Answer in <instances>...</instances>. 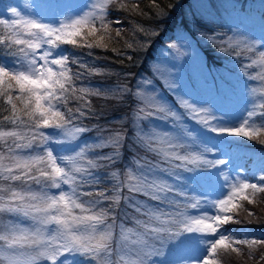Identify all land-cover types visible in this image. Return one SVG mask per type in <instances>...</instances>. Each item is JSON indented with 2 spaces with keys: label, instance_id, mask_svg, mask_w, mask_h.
Masks as SVG:
<instances>
[{
  "label": "snow or ice",
  "instance_id": "6c2138e0",
  "mask_svg": "<svg viewBox=\"0 0 264 264\" xmlns=\"http://www.w3.org/2000/svg\"><path fill=\"white\" fill-rule=\"evenodd\" d=\"M113 3L117 0H89L88 10L78 12L72 5H46L57 10L50 16L23 15L17 7L5 6L12 19H0V108L8 113H0V217L9 220L0 224V264H223V255L241 254L244 248L253 258L264 247V237L251 238V230L238 217L241 210L254 215L243 202H259L264 168L255 182L227 168L236 139L264 145V139H259L264 133V51H260L264 49V17L259 36L250 39L223 41L211 30L201 36L206 42L226 44L221 51L256 54L240 68L246 104L240 118L233 120L216 103L178 85L171 72L157 70L163 81L160 87L175 94L183 113L156 92L151 79L141 78L135 90L78 86L76 81L85 77L71 65L90 75L103 70L87 65L63 46L108 49ZM115 35L119 37L121 31L117 29ZM112 51L123 54L116 48ZM253 67L260 69L256 75L249 72ZM205 69L206 65L199 72L207 84L212 71L207 69L205 75ZM256 80L258 89L248 83ZM106 94L120 100L133 95L143 101L144 106L135 112L137 137L146 152L159 157L136 159L135 172L129 168L123 184L118 173L111 172L116 183L110 189L97 187L105 179L100 170L118 163L121 133L79 151L73 148L71 155L64 154L67 149L52 147L76 142L88 132L83 120L95 113L87 97ZM70 101H76V106H69ZM152 119L170 126L167 130L152 127L146 134L140 122ZM5 125L11 127L5 129ZM109 147L115 150L94 152ZM86 152L93 156L87 157ZM123 188L157 203L123 195ZM214 190L220 195L210 197L208 192ZM122 200L138 215L130 216L121 207ZM120 214L134 221L135 228L117 223ZM116 228L119 238L113 247Z\"/></svg>",
  "mask_w": 264,
  "mask_h": 264
},
{
  "label": "rangeland",
  "instance_id": "374dc122",
  "mask_svg": "<svg viewBox=\"0 0 264 264\" xmlns=\"http://www.w3.org/2000/svg\"><path fill=\"white\" fill-rule=\"evenodd\" d=\"M143 1L147 0H117V3H113L109 7L110 14L108 16V20L112 22L110 33L112 42L109 44V46L113 44L115 39L118 38H120L121 44H126L125 47H128L129 44L133 45L134 43L139 42V48L128 47L126 56L128 64L134 65L133 68H135L136 65L139 66L140 62L144 68L143 70H139V72H137L138 78H134L135 80L133 79L130 85L125 84L119 87L128 86L135 90L137 83L141 82V78L151 79L154 81L153 87H155L156 92H162L168 104L174 106L179 112L183 113V110L179 108V104L176 101L175 94H170L167 91H163L160 87L163 81L160 79L157 70L166 74L171 72L173 77L177 78L178 85L182 84L185 90L194 91L203 99L212 103H216L220 107L221 111L224 112L230 119H239L246 104V101L241 94L245 81L240 75V68L242 65L250 63L249 57H252L253 59L256 58V54L242 52L240 55H237L236 51L232 49H229L228 51H221V47H227L226 44L221 45L219 40L214 43L206 42V40L202 39L201 36L208 35V30H211L212 35H218L219 39L223 41H228L229 38L234 40H246L253 36H259L257 29L249 30L246 27H243V25L239 23L238 18L234 16H229L225 19L219 20L215 19L214 15L210 14L209 11V0H186L184 6H181L179 11L181 14L178 16V18L196 39H189L182 30L176 28V25L174 26L175 23L173 22L171 26L169 25L166 28L168 31L163 35L170 36L172 32L177 29L178 36L171 42H164L162 37L159 40L156 38L157 33L154 29L155 26L144 25L140 19H138L143 18L138 10L139 3ZM6 2L9 4L6 5ZM47 3V5H72L74 6L73 11L78 12L80 9H83L84 11L88 10L85 5L89 3V0H52L51 2L47 0ZM120 3H123L125 7L120 8ZM5 6L17 7L18 11H20L23 15L41 14L44 16H50L55 11H57L54 8L45 7L46 5H37L36 0H0V10L3 11V14L0 15V19H12L10 13L6 11ZM133 6H136V11L132 10ZM148 7V5L145 6L146 9H149ZM160 14H162V11L160 13V11L156 9L155 15H158L156 18H158ZM116 20H119L121 23L115 24ZM117 29L121 31V35L119 37L115 35ZM89 39L92 40L95 38L91 37ZM173 44L177 46L175 49L171 48V45ZM63 48L65 50H70L74 47L72 45H64ZM89 51L92 52V49H86V53ZM260 51H264V49H260ZM201 52H206V56L203 57ZM129 56L132 57L131 60L128 59ZM142 56L144 61H139L138 59H142ZM208 56L211 57L217 65L211 66L206 64L205 59ZM151 57L155 58L153 62L149 60ZM173 65H175V67H173ZM205 65L207 66V69H211L212 71V75L207 77V84L210 82L212 83V85L208 87L206 86L207 84H205L204 78L200 76L199 72V70ZM71 67L73 71H80L84 74V76L89 74L87 70L80 69L77 65H71ZM207 69H205V75L207 74ZM258 71H260L258 67L249 69V72L252 75H256ZM83 80H77L76 84L81 86L83 84ZM248 83L250 87H256L257 89L260 87V81L258 80L249 81ZM90 85L96 86V83H91ZM258 96L259 92L256 93V96L253 97V99H256ZM103 100H105V98H103ZM121 102L122 100L120 99L116 100V103ZM76 104V101H70L69 106L75 107ZM91 105L95 114L83 120V125L87 127L89 131L82 134L80 139L76 142L63 145L53 144L52 147L56 148L57 150L66 148L67 153L64 154L71 155L74 154L71 151L73 148H75L76 151H79L80 148L85 147L86 145H91L93 143H98L101 140H106L110 135H113L117 132L121 133L124 139L122 140L120 159L118 163L113 167H109L108 171L100 170L101 175L105 178L104 183L108 189L112 187L114 183H116V178L111 177V172L113 171L118 173V179L120 178L119 181L122 184L127 181L128 172L122 174L116 167H121L124 169L125 164L130 165V168H132L133 172H135L136 159L140 157H145L148 161H156L159 159V157L154 153L146 152L143 142L137 137L138 129L137 122L135 120V112L139 107L144 106L143 101L133 95H128L127 102L125 103V106H127L128 109H126V114L122 112L123 116L121 118L118 116L110 117L108 110L105 109L104 102H100L98 106L94 105V103ZM187 123L193 127L196 126L190 120H188ZM169 126L170 125L168 123L156 119L140 122V128L144 129L146 134L151 133L152 127H155L157 130H167ZM46 131L52 130L49 129ZM261 134L259 139H264V134ZM77 144L79 147H77ZM233 146L235 148L242 149V151H234L232 158L241 157L243 155V148L246 146V151L249 150V152H246V157L244 160L246 162L251 157V160L253 158L255 161L253 164L257 162L256 166L251 165L249 168L254 177L258 176L260 174V170L264 168V154L257 157L256 153H254V145H252L247 139H236ZM136 149L138 150L139 154L135 153ZM114 150L115 149L111 147L98 148L95 149L94 152L107 154L108 152ZM85 155L91 158L93 156V152H86ZM134 155L136 156L135 160L133 159ZM234 164V160H232V163L228 165L227 171L233 175H235L237 171H241L242 175L246 174L248 176L245 171L246 169L244 168L245 165L243 164L238 166L237 170L232 173V167ZM255 167H261V169L259 170V168ZM250 181L255 182V179ZM64 187L65 189L67 188V186ZM121 191L128 193L127 188H123ZM139 194L140 193H133L129 195L135 196ZM262 194H260V198ZM208 195L210 197H216L220 195V191H209ZM138 200L142 201L139 198ZM146 203L156 204L157 202L150 201L148 198ZM243 203L245 208L248 210H253V208L257 206L255 205L256 203ZM259 204L261 206L259 205L257 208L261 212L256 216H248L247 211L244 210L239 212L238 218L249 227L251 230V235L264 234V204ZM8 220L9 217L2 216L0 217V224H5ZM121 221L123 223V219ZM109 222H111V219ZM234 226L236 225H229L230 228H235ZM125 227L135 228L134 225ZM115 237L116 235H114V238ZM253 237L259 238L257 236ZM245 250L248 252L247 248H245ZM200 251L203 252L202 249ZM262 253H264L263 249L260 251L256 250L253 258H249V256H244V253L237 254L229 252L223 255L221 260L223 264H240V262H243L244 264H262V262H264V260H261ZM245 257H248L249 259L246 260Z\"/></svg>",
  "mask_w": 264,
  "mask_h": 264
},
{
  "label": "trees",
  "instance_id": "16d2710c",
  "mask_svg": "<svg viewBox=\"0 0 264 264\" xmlns=\"http://www.w3.org/2000/svg\"><path fill=\"white\" fill-rule=\"evenodd\" d=\"M185 1L186 0H155L156 6H153V0L140 2L138 5V10L143 18L138 19H140V21L144 25L155 26L154 29L157 33L156 38L158 40L161 39V37L165 39L164 41L170 40L172 39L173 34H171L170 36H166L163 34L168 31L166 30V28L169 25L171 26L173 22L175 23L174 26H177L179 24L180 20L178 16L181 14L179 11L181 9V6H184ZM209 2L210 14L214 15L215 19L219 20L225 19L229 16H234L239 19L240 24L244 25L245 27H249L250 29H257L260 34L261 20L262 17H264V0H209ZM147 5L149 6V9L145 8V6ZM156 9H158L160 13L162 11V14H160L158 18H156V16L158 15H155ZM125 46L126 44H121L120 38H118L114 40L113 44H111L108 49L93 48L91 56L86 53L87 48L74 47L70 50H66V52L71 53L75 56H79L86 64L92 67L100 68L103 70L99 75H85L82 85L96 83V86L94 87L101 90H106L125 84L130 85L133 79L136 77L137 72L140 69H143V65H141V62L140 65H136L135 68H133V64H128L126 56L128 47ZM133 47L139 48V42L134 43ZM113 48L118 49L123 54L118 55L116 52L112 51ZM138 60L142 61L143 56L142 59ZM103 98H105V100H103ZM87 99L91 101V104L94 103V105L96 106H98L100 102H104L105 109L108 110L110 117L118 116L119 118H121L123 116L122 112L126 114V109H128L127 106H125V103L127 102V96L122 100L121 103H116V100L118 98L114 97L111 94H106L99 97L91 96L87 97ZM0 113H3L2 108H0ZM250 142L252 145H254L253 147L256 150H254V153H256L257 157L264 154V145L260 144L257 140H251ZM248 163H250V161ZM259 169H261V167H259ZM248 176L251 180L254 178L250 174ZM101 185H99V188H102ZM259 203L264 204V194H262L259 202H257L255 205L259 206ZM257 206H255V208L252 207L253 210H250L251 212L253 211V216L258 215L261 212L259 211ZM234 227L237 228L239 226L236 225ZM253 236H257L260 238L264 237V234L262 233L260 235H251V238H256ZM262 249L264 251V247L259 248L258 251ZM242 253H244V256H248V252H246L245 248L243 249ZM245 258L246 260L249 259L248 257ZM263 263L264 262H262V264ZM240 264L244 263L240 262Z\"/></svg>",
  "mask_w": 264,
  "mask_h": 264
}]
</instances>
